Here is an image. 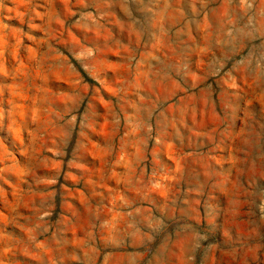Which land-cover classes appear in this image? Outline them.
I'll return each mask as SVG.
<instances>
[{"label": "rangeland", "instance_id": "obj_1", "mask_svg": "<svg viewBox=\"0 0 264 264\" xmlns=\"http://www.w3.org/2000/svg\"><path fill=\"white\" fill-rule=\"evenodd\" d=\"M0 264H264V0H0Z\"/></svg>", "mask_w": 264, "mask_h": 264}]
</instances>
